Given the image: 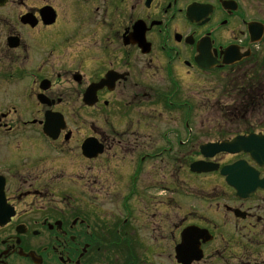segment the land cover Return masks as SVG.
<instances>
[{"label":"flooded vegetation","instance_id":"af4514ba","mask_svg":"<svg viewBox=\"0 0 264 264\" xmlns=\"http://www.w3.org/2000/svg\"><path fill=\"white\" fill-rule=\"evenodd\" d=\"M199 77L259 108L264 0H0V264H184L193 226L187 264H264V189L220 172L264 166L200 151L232 138L221 118H262L224 112L203 139Z\"/></svg>","mask_w":264,"mask_h":264},{"label":"water","instance_id":"95a60500","mask_svg":"<svg viewBox=\"0 0 264 264\" xmlns=\"http://www.w3.org/2000/svg\"><path fill=\"white\" fill-rule=\"evenodd\" d=\"M220 151H227L231 153H238L244 151L250 155V157L257 161L260 165L264 166V136L262 135H249L238 136L232 141H225L221 144H208L202 147V152L205 155H213ZM192 170L195 172L209 171V165L203 162H195L192 164ZM222 174L227 176V181L230 185L234 186L237 191L242 195H248L250 192L255 191L257 188L264 189V179H259V174L255 172L253 168H248L244 161L235 163L232 166L224 167ZM187 233L184 237V242L187 241ZM181 245L178 252L184 248ZM182 255V253H181ZM194 259V256H193ZM183 263L187 262L184 257L180 259Z\"/></svg>","mask_w":264,"mask_h":264},{"label":"rangeland","instance_id":"374dc122","mask_svg":"<svg viewBox=\"0 0 264 264\" xmlns=\"http://www.w3.org/2000/svg\"><path fill=\"white\" fill-rule=\"evenodd\" d=\"M195 85L196 88V96L193 97V103L195 105V109H197V114H196V118L193 120V126L197 128V130L200 132V134L206 133V129L208 130L209 128H212V132H209L205 135H202V138L206 140H210V139H216L219 138V130L218 134L215 133V122H211V121H215L217 117L219 116H224L223 113L224 112H235V111H240L242 110V108L240 109V107H238L240 104L241 106H244L248 103H239L238 102H225V101H219L218 99H220L221 97L220 92L218 91L216 94L217 95H213V92H211L212 88H211V84L208 82V80L204 77H199L198 78V82L197 84H193ZM209 97L215 98L209 101ZM259 104H256L259 106L258 109H256L254 105H251L248 110L251 111H259L258 115L262 118V124L260 125L258 122H260V118H251L248 119V122L252 123L254 125V122H256L258 125H254L253 127H255V129H258L260 127H264V97H262V99H260ZM233 107L232 110H228V107ZM238 107V108H236ZM240 109V110H239ZM234 120V119H233ZM224 122V119L221 118V122L218 125L223 126V134L229 135V136H234L235 134H237L238 131L244 129V127H246V125H239V119H235L234 121L231 122L230 126L228 125H223L222 123ZM204 127L205 129L202 130L201 128ZM199 137H201V135H199ZM195 183V182H194ZM123 264V260L121 261L119 259L118 264Z\"/></svg>","mask_w":264,"mask_h":264},{"label":"bare ground","instance_id":"6f19581e","mask_svg":"<svg viewBox=\"0 0 264 264\" xmlns=\"http://www.w3.org/2000/svg\"><path fill=\"white\" fill-rule=\"evenodd\" d=\"M232 138L231 139H225V140H222V141H219V142H207V143H204V144H202L201 146H200V151H201V154H202V156L203 157H205V158H214L216 155H218V154H220V153H228V154H233V155H235V154H239V152L238 153H231V152H227V151H220V152H218V153H215V154H213V155H205L203 152H202V147L204 146V145H210V144H221V143H223V142H225V141H232V140H234L235 138H237L238 137V135H234V136H231ZM241 153H246V152H244V151H240ZM247 155H249L248 153H246ZM242 160H238V161H236V162H234V163H232V164H228V165H225V166H223L221 169H220V172H221V174H222V169L224 168V167H229V166H232V165H234L235 163H238V162H241ZM194 162H203L204 164H206V165H209V168H211V170H209V171H201V172H197V173H204V174H207V173H211V172H215L216 170H219V168H220V164L219 163H214V162H212V161H206V160H196V161H194ZM223 175V174H222ZM223 176H225V175H223ZM237 191V190H236ZM253 192H255V191H252V192H250L249 194H251V193H253ZM237 193H238V195L239 196H241V197H244L243 195H242V193L241 192H239V191H237ZM192 229V227H188V228H186V230H191ZM195 232H198V233H200L201 234V237H203V239L205 240V238H204V233H206V230L205 229H203V228H199V227H196V226H193V233H195ZM189 241H185L184 242V239H182V243H181V245H183V244H185V245H188V246H190L189 245ZM181 253H182V255H181ZM177 254H178V256H179V259H181V258H183L184 257V251H182V249L180 250V255H179V252H177Z\"/></svg>","mask_w":264,"mask_h":264},{"label":"trees","instance_id":"16d2710c","mask_svg":"<svg viewBox=\"0 0 264 264\" xmlns=\"http://www.w3.org/2000/svg\"><path fill=\"white\" fill-rule=\"evenodd\" d=\"M232 107H234V106H232Z\"/></svg>","mask_w":264,"mask_h":264}]
</instances>
